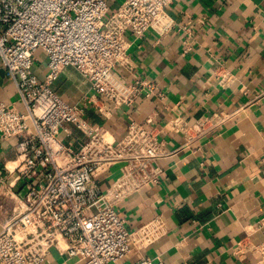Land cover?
<instances>
[{
    "label": "built area",
    "instance_id": "built-area-1",
    "mask_svg": "<svg viewBox=\"0 0 264 264\" xmlns=\"http://www.w3.org/2000/svg\"><path fill=\"white\" fill-rule=\"evenodd\" d=\"M173 1L119 0L112 6L113 0H0V61L23 106L0 100V137L16 138L15 156L0 177V194L12 201L0 229V264H40L51 248L72 264H113L167 233L161 215L128 228L116 205L159 183V159L189 147L236 113L201 115L192 123L170 118L165 125L148 117L131 121L117 137L85 112L91 107L108 115L138 95H160L150 78H122L115 85L108 77L121 67L131 69L129 38L176 29L166 10ZM178 28L188 32L190 25ZM39 53L45 57L43 76L34 71ZM66 66L89 82L92 93L78 103L53 87ZM66 125L85 136L78 148L63 141ZM165 127L181 133L183 143L170 146ZM114 166L118 175L102 187L99 176ZM239 246L233 252H243ZM252 247L264 255V241ZM135 264L162 262L141 255Z\"/></svg>",
    "mask_w": 264,
    "mask_h": 264
},
{
    "label": "crops",
    "instance_id": "crops-1",
    "mask_svg": "<svg viewBox=\"0 0 264 264\" xmlns=\"http://www.w3.org/2000/svg\"><path fill=\"white\" fill-rule=\"evenodd\" d=\"M166 10L176 29L128 37L131 69L121 67L108 77L115 85H122V78H150L160 95H138L108 115L86 107L85 116L119 137L131 121L144 123L148 117L165 125L176 117L192 123L201 115H236L159 159V183L145 185L116 205L128 228L161 215L168 231L113 264H135L141 255L162 264H264V255L252 247L264 241V0H175ZM185 24L188 32L177 29ZM34 71L39 76L46 71L41 53ZM53 87L69 103L92 93L71 66L61 70ZM0 100L23 109L1 61ZM165 129L170 146L183 143L181 133ZM62 135L74 148L86 140L71 125ZM15 142L0 137V177L15 156ZM118 173L114 166L100 175L102 187ZM11 207V199L0 194V229ZM238 244L241 253L233 252ZM40 264H72V259L51 248Z\"/></svg>",
    "mask_w": 264,
    "mask_h": 264
}]
</instances>
